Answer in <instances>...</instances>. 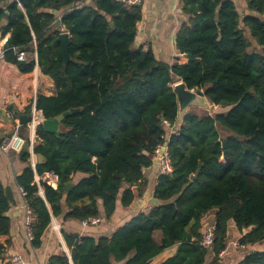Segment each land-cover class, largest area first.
<instances>
[{"label": "trees", "instance_id": "16d2710c", "mask_svg": "<svg viewBox=\"0 0 264 264\" xmlns=\"http://www.w3.org/2000/svg\"><path fill=\"white\" fill-rule=\"evenodd\" d=\"M253 14H241L233 0H184L187 19L176 47L188 60L168 63L136 47L141 5L116 0H0V41L4 58L22 73L36 64L54 82V95L39 94L45 118L71 108L60 134L37 131L34 153L39 175L54 171L58 187L35 182L30 141L20 153L24 165L17 181L33 213V246L40 248L52 215L62 221L92 216L102 221L135 201L144 170L170 132L164 124L179 115L176 80L203 89L211 110H189L168 149L172 172L160 174L154 197L159 202L118 226L110 235L68 234L75 264H149L166 248L176 253L162 264H220L236 227L245 246L264 243V0H246ZM61 18L69 32L70 60L55 42ZM27 53L19 60L16 50ZM29 104L24 113H30ZM20 115V114H19ZM27 133V125H21ZM80 176L75 181V175ZM74 182L69 189L67 182ZM46 201L51 206L49 210ZM12 191L0 181V235H8ZM215 212V241L200 244L204 217ZM161 230V243L154 232ZM5 247L0 244V257ZM208 258L211 260L208 261ZM51 264H71L65 252ZM6 264H12L7 262ZM239 264H264V248L244 254Z\"/></svg>", "mask_w": 264, "mask_h": 264}, {"label": "crops", "instance_id": "0c3cea01", "mask_svg": "<svg viewBox=\"0 0 264 264\" xmlns=\"http://www.w3.org/2000/svg\"><path fill=\"white\" fill-rule=\"evenodd\" d=\"M91 0H80V3H87ZM241 14H253L247 7L246 0H233ZM184 0H143L141 4L142 18L137 23V34L135 40L136 47L143 49L151 48L155 55L162 61L168 63H185L187 58L181 54L176 47V34L182 23L187 19L183 13ZM7 24L3 19L1 27ZM61 27L64 26L61 24ZM65 30V28H64ZM10 33L0 41V52ZM56 89L53 80L41 72L38 64L31 73H22L17 66L8 62L3 56L0 57V141L10 138L13 135L23 136L29 139V133H24L21 128L20 117L29 104H33L39 94L54 95ZM13 112V115H10ZM20 114V115H19ZM37 136V132H36ZM35 136V137H36ZM36 140V139H35ZM39 142L36 141L37 145ZM35 147V146H34ZM24 148V147H23ZM29 151L35 158L36 153L29 145ZM33 151V152H32ZM38 160V158H37ZM24 165L20 158V151L10 148L4 151L0 148V181L13 193V203L8 211L12 220V229L8 235H0V244L5 247L4 253L0 257V264L9 262L12 254H21L26 263L38 264V262L49 261L52 254L65 252L71 264H75L72 259L71 249L65 238L64 230L68 234H91L94 236L110 235L118 226L131 220L141 212L149 211L159 202L154 197L155 186L158 182L159 163L155 159L153 165L144 170V178L136 192L138 193L135 201L127 208L119 207L115 216L111 219L102 221L99 225L89 227L83 226L81 221L69 219L62 221L60 217L52 215L51 227L44 236L43 244L40 248L33 246L26 236L25 205L26 199L21 193V187L17 181V175ZM80 176H74L75 181ZM39 174L35 171V182L39 186L40 194L45 198L44 188L38 184ZM49 210L51 206L46 201ZM211 215L208 212L204 217V229L210 223L215 222V212ZM210 215V218H208ZM207 219V220H206ZM203 229V230H204ZM231 235L236 236V227L231 225ZM154 239L161 243L163 233L161 230L154 232ZM236 239L230 238L225 249V253L220 256V264H239L244 256L246 248H237L232 243ZM249 246V245H248ZM247 246V247H248ZM253 248V245L248 249ZM177 251V245L166 248L156 256L149 264H162L165 260L172 257ZM244 251V252H243ZM211 258H208V261ZM125 261H114L113 264H124Z\"/></svg>", "mask_w": 264, "mask_h": 264}, {"label": "built area", "instance_id": "2783aa9c", "mask_svg": "<svg viewBox=\"0 0 264 264\" xmlns=\"http://www.w3.org/2000/svg\"><path fill=\"white\" fill-rule=\"evenodd\" d=\"M117 2H120L126 6H134V5H141L143 0H116ZM16 50L17 57L19 60H26L27 59V53L23 50ZM4 54V49L1 50L0 52V57L3 56ZM10 115H13V112H10ZM29 122L27 124V132L29 133L28 135L30 136V146L34 150V146L36 144V127L39 123H41L45 117L43 115V112L41 109L37 108L36 103L34 102L32 104L31 112L29 113ZM164 124L166 127L169 129V134L165 136V141L160 144L156 150H155V158L159 163V174H168L172 172V165H171V160H170V154H169V149H168V142L170 140V137L172 134H179V126L176 123H172L168 120H164ZM28 142V139H24V137L19 136V135H13L10 138H6L2 141H0V148L4 151H8L10 148L20 151ZM33 152V151H32ZM31 159V164L36 171V165L38 163L37 158L32 155ZM42 182H46L47 184L51 185L53 188L58 187V175L54 171H47L42 175H39V180L38 184L42 186ZM21 193L25 197V192L21 188ZM25 221H24V226H25V231H26V236L30 242H33L34 235H33V230H32V222H33V213L30 207L27 204L25 205ZM102 219L99 216H92L87 219H84L81 221L83 226H97L101 223ZM215 232H216V224L215 222L207 225L205 229L203 230L202 237L200 240L201 246L204 248L210 249L215 241ZM234 246L238 248H244L245 245L241 244L239 241H236L233 243ZM225 253V250L220 252V256H222ZM9 262L12 264H25L26 261L24 257L21 254H12L9 258ZM38 264H51L49 261H42L38 262Z\"/></svg>", "mask_w": 264, "mask_h": 264}, {"label": "water", "instance_id": "95a60500", "mask_svg": "<svg viewBox=\"0 0 264 264\" xmlns=\"http://www.w3.org/2000/svg\"><path fill=\"white\" fill-rule=\"evenodd\" d=\"M61 24H62L61 18H58L55 22V26L59 28L60 34L55 39V42H60L62 44L64 61L65 63H68V61L70 60L69 32L64 30V28L61 27ZM173 88L177 94V102L179 105V115L176 120L177 125H181L183 123L184 118L191 107H203V108H208V109L211 108L210 101L203 89H200V88L190 89L187 87L186 83L180 79L174 83ZM78 111H79V108H71L57 115L54 118H45L41 123L37 125L36 131L43 129L46 132H52L58 136L60 134L61 122H63V120L70 114L76 113ZM29 119H30L29 114L21 115L20 117L21 125H27L29 122ZM36 141L39 143L41 142V139L38 135L36 136ZM25 152L26 150L24 148L20 150L21 154ZM37 158H38L39 163L45 162V157L42 154H38ZM73 185H74V182L72 181L67 182L65 184V188L69 189Z\"/></svg>", "mask_w": 264, "mask_h": 264}, {"label": "rangeland", "instance_id": "374dc122", "mask_svg": "<svg viewBox=\"0 0 264 264\" xmlns=\"http://www.w3.org/2000/svg\"><path fill=\"white\" fill-rule=\"evenodd\" d=\"M176 81H177V80H176ZM173 85H174V84H173ZM210 104H211V103H210ZM211 108H212V107H211ZM211 108L208 109V108H203V107H191L190 109L193 110V111H196V112H198V113H200V114H202V113H205L206 110H211ZM190 109H189V110H190ZM210 213H211V215H212V214H214V211L211 210ZM208 218H210V215H209ZM206 220H207V219H206ZM210 221H211V220H208L207 223L211 224ZM101 222H102V221H101ZM209 224H208V225H209ZM230 238H231V239L234 238V239H236L237 241H239V239L237 238V233H236V236H233V235H232ZM230 238H229V239H230ZM236 240H235V241H236ZM233 243H234V242H233ZM233 243H232V244H233ZM251 246H252V245H249L248 247L245 246L246 250H244L245 252H244V251H243V252L246 254V253H248V252L254 250V248H255V249L258 248V247H259V248H264V243H262V244H260V245H255V246L253 245V248H250V250H249L248 248L251 247ZM237 248H238V247H237Z\"/></svg>", "mask_w": 264, "mask_h": 264}]
</instances>
